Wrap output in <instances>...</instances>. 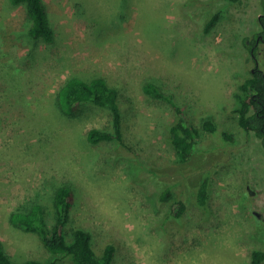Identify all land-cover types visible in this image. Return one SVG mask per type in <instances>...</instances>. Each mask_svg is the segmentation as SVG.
Wrapping results in <instances>:
<instances>
[{
    "label": "rangeland",
    "instance_id": "1",
    "mask_svg": "<svg viewBox=\"0 0 264 264\" xmlns=\"http://www.w3.org/2000/svg\"><path fill=\"white\" fill-rule=\"evenodd\" d=\"M45 3L51 42L30 37L24 6L0 0V243L13 264L50 253L10 224L11 213L38 204L51 227L63 186L74 192L67 240L85 230L98 254L115 247L114 264H253V252H264V146L240 127L235 94L256 67L264 71V42L255 50L258 66L248 48L262 33L264 0ZM73 77H105L121 90L129 149L87 140L92 129H111L108 109L85 104L74 115L61 112L57 93ZM148 83L196 130L187 163L167 140L175 110L146 93ZM207 120L216 132L204 127ZM203 178L206 207L197 204ZM167 191L173 196L162 202ZM176 199L187 206L180 219L171 216Z\"/></svg>",
    "mask_w": 264,
    "mask_h": 264
},
{
    "label": "trees",
    "instance_id": "2",
    "mask_svg": "<svg viewBox=\"0 0 264 264\" xmlns=\"http://www.w3.org/2000/svg\"><path fill=\"white\" fill-rule=\"evenodd\" d=\"M14 5H22L27 13L28 33L35 40L51 42L55 38V32L49 19V12L45 0H10ZM235 4L241 0H227ZM220 18L217 12L206 22L204 31L209 33L216 26ZM264 24V19L262 20ZM253 40L249 49L256 44ZM255 54V53H254ZM252 56V55H251ZM146 93L167 101L172 105L176 113L173 124L166 126L167 140L175 149L179 161L187 163L195 152L197 143L196 130L187 124L182 110L167 96L158 86L148 83L144 86ZM240 106L236 110L239 115V125L246 132H253L262 140L264 146V71L256 67L249 78L239 85V92L235 94ZM121 90L111 86L105 77H97L91 81H85L78 77L68 79L57 93L56 104L66 115H74L83 105L92 104L108 109L111 115V129H92L86 138L92 144L101 142H114L118 147L125 149L127 145L123 134V112L121 106ZM204 127L211 133L217 128L213 121L204 122ZM167 186V184H166ZM209 180L203 178L197 192V204L206 207L208 203ZM160 194V192H159ZM173 193L167 191L159 195L162 202L171 200ZM74 197L73 189L69 186L60 187L55 193L54 208L57 213L54 224L49 227L45 212L40 205H34L26 210L11 213L9 222L11 225L21 228L28 233L36 235L43 247L50 253L45 261L30 260L24 264H58L65 258H70L74 264H114L115 247L107 245L100 254L92 247L91 235L83 229L74 231L72 241L69 242L65 235V226L68 220V210ZM172 213L176 219H180L187 211L186 203L175 200ZM264 261L263 251H254L253 264H261ZM0 264H13L9 256L3 250L0 243Z\"/></svg>",
    "mask_w": 264,
    "mask_h": 264
},
{
    "label": "flooded vegetation",
    "instance_id": "3",
    "mask_svg": "<svg viewBox=\"0 0 264 264\" xmlns=\"http://www.w3.org/2000/svg\"><path fill=\"white\" fill-rule=\"evenodd\" d=\"M263 19H264V14L259 16V19H258L259 24L262 28V33L257 35L256 44L254 45V48L250 51L253 59L256 61L257 66H258V61H257L256 55L254 53H255L257 45H259L261 42H264V24L262 21Z\"/></svg>",
    "mask_w": 264,
    "mask_h": 264
}]
</instances>
